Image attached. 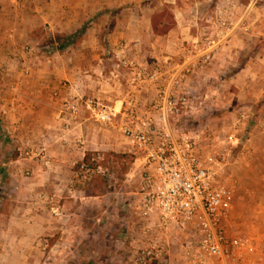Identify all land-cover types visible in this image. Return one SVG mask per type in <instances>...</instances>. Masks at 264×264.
<instances>
[{
	"label": "rangeland",
	"instance_id": "obj_1",
	"mask_svg": "<svg viewBox=\"0 0 264 264\" xmlns=\"http://www.w3.org/2000/svg\"><path fill=\"white\" fill-rule=\"evenodd\" d=\"M0 2L12 9L1 17L8 20L18 3L33 38L14 41L15 51L0 39V264H139L140 248L152 238L160 250L145 264H185L174 233L160 232L136 207V162L121 171L115 157L130 153L113 128L120 118L100 125L82 109L78 117L60 109L92 96L87 86L93 79L103 85L104 103L127 99L122 73L132 68L124 61L168 74L205 39L217 43L212 56L181 80L187 102L169 122L194 135L200 153L221 157V177L233 190L223 226L249 237L264 259V0H133L149 20L164 11L162 23H173L166 33L175 26L176 32L163 43L153 41L160 35L149 21L144 41L120 48L92 40L86 24L61 32L46 22L36 26L31 0ZM69 19L61 20L69 26ZM139 77L149 84L143 92L155 93L156 82ZM145 98L141 110L152 101ZM124 101L120 111L133 107ZM227 132L235 133L236 145L222 141Z\"/></svg>",
	"mask_w": 264,
	"mask_h": 264
},
{
	"label": "built area",
	"instance_id": "obj_2",
	"mask_svg": "<svg viewBox=\"0 0 264 264\" xmlns=\"http://www.w3.org/2000/svg\"><path fill=\"white\" fill-rule=\"evenodd\" d=\"M216 44L205 39L200 46L188 48L168 74L150 70L146 76L156 82L155 94L139 114L132 106L120 111V107L92 96L77 97L60 112L78 117L82 109L100 125L120 118L113 128L133 154V164L136 162V207L141 215L155 219L160 232L174 233L185 264H264L249 237L229 234L223 226L233 190L221 177V157L210 151L200 153L196 137L189 131L175 130L169 122L187 102L188 92L179 91L181 80L191 66L212 56ZM123 65L130 66L137 77L143 71L133 60ZM127 104L131 105V100ZM222 141L236 145L238 139L235 133L227 132L222 133ZM53 213L57 214L56 209ZM160 246L156 238L150 239L140 248L139 264L154 259Z\"/></svg>",
	"mask_w": 264,
	"mask_h": 264
},
{
	"label": "crops",
	"instance_id": "obj_3",
	"mask_svg": "<svg viewBox=\"0 0 264 264\" xmlns=\"http://www.w3.org/2000/svg\"><path fill=\"white\" fill-rule=\"evenodd\" d=\"M31 1L34 2V9L38 10L37 15L29 13V15L35 19L33 22L36 26L45 24L46 22L50 28H56L57 32H61L71 26L76 27L86 24V30L90 32L89 34L91 37L93 36L92 40H108L115 44V48H120L121 43L125 41L133 43L132 46L134 47L138 46L137 43L144 41L150 34L148 31L150 21L149 14L144 13L145 7L141 5L136 6L135 4L131 5V1L133 0H64V2H55L54 0ZM37 2L40 5H38ZM28 7L27 9L29 12L30 10H33ZM49 9H52V13L48 11ZM11 10L12 9L9 6L0 2V39L7 41L6 50L15 51V47L12 45L14 41H17V39H33L30 35L32 27L20 17L18 3H13V10H15L16 16L12 20H8V17L7 19L1 18L4 15L3 12L9 13ZM58 10L61 11L58 13ZM52 14H54V16ZM64 17L71 18L69 19L71 21L69 26L65 24V20H61ZM4 23L7 25H4ZM34 23L32 25H34ZM173 32H176V26L163 35H152L153 41L162 43L168 41L173 37ZM185 37L183 36L182 38ZM129 48L132 49L131 46ZM89 58H91V60H89L88 66L91 67L93 71L95 61H93L92 55H89ZM91 69L89 68V72ZM149 71L150 69L148 68L143 69L141 77H145ZM122 74L126 77V81H128V85L125 86V95H130L127 99L117 100L114 105L115 107H119L124 100L126 101H124L126 104L131 100L133 101V107L136 105L138 106L136 109L137 114H139L142 106L146 103V95H149L151 99H153L155 93L154 91H150V93L143 92V88H147L146 86L149 84H143V80H141L142 78L139 76H132L133 73L126 71ZM95 83L96 82H94L93 79L91 84L87 86V89L92 93V96L97 98L106 97L105 91L102 88L103 85H96ZM131 92H133V94Z\"/></svg>",
	"mask_w": 264,
	"mask_h": 264
},
{
	"label": "trees",
	"instance_id": "obj_4",
	"mask_svg": "<svg viewBox=\"0 0 264 264\" xmlns=\"http://www.w3.org/2000/svg\"><path fill=\"white\" fill-rule=\"evenodd\" d=\"M165 14V12H158L154 13L150 17V27L153 33L157 35H162L166 33V31L172 26L173 23H170L169 25H164L162 23V17ZM115 157L118 159V161L121 164V171H125L128 166L132 163L134 156L131 153H115ZM83 160L86 162L88 160V156H84Z\"/></svg>",
	"mask_w": 264,
	"mask_h": 264
}]
</instances>
